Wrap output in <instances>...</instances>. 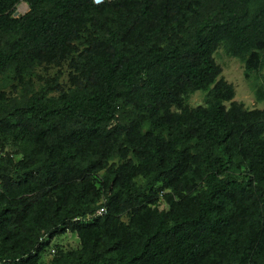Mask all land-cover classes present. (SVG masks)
<instances>
[{
  "label": "trees",
  "instance_id": "16d2710c",
  "mask_svg": "<svg viewBox=\"0 0 264 264\" xmlns=\"http://www.w3.org/2000/svg\"><path fill=\"white\" fill-rule=\"evenodd\" d=\"M220 47L264 68V0H0V76L70 70L66 90L0 92L20 156L0 166V264L66 233L80 248L50 264H264V88L262 109L234 102Z\"/></svg>",
  "mask_w": 264,
  "mask_h": 264
},
{
  "label": "rangeland",
  "instance_id": "374dc122",
  "mask_svg": "<svg viewBox=\"0 0 264 264\" xmlns=\"http://www.w3.org/2000/svg\"><path fill=\"white\" fill-rule=\"evenodd\" d=\"M15 11L23 15L28 11V6L25 2H22L16 7ZM214 60L221 68L219 78H222L234 89L233 101L243 104L249 110L262 109L263 103L256 100L255 93L258 87L263 86L264 88V68L256 76L246 79L243 62L231 57L224 47H220L215 52ZM69 76L70 70L67 63L62 64L60 67H37L26 75L22 82H19L14 77L13 72L10 71L0 76V92L5 94L7 103L13 100L23 103L33 94L38 93L46 80L57 79L61 87L66 90L69 86ZM206 93L207 91H198L190 95L184 104L189 108L204 105ZM225 106L228 107V104H225ZM7 117V110L0 114V120ZM18 151L16 144L11 141L4 142L2 148L0 147V166L12 170L13 166L20 160V156L15 154ZM78 248H80V244L74 234L66 233L57 236L51 241L49 248L40 256L39 264H50L57 249L65 252Z\"/></svg>",
  "mask_w": 264,
  "mask_h": 264
},
{
  "label": "water",
  "instance_id": "95a60500",
  "mask_svg": "<svg viewBox=\"0 0 264 264\" xmlns=\"http://www.w3.org/2000/svg\"><path fill=\"white\" fill-rule=\"evenodd\" d=\"M95 4H101L104 0H93ZM108 1H114V0H108ZM28 6V4H26ZM14 17H20L21 14L17 11L14 12L13 14Z\"/></svg>",
  "mask_w": 264,
  "mask_h": 264
},
{
  "label": "built area",
  "instance_id": "2783aa9c",
  "mask_svg": "<svg viewBox=\"0 0 264 264\" xmlns=\"http://www.w3.org/2000/svg\"><path fill=\"white\" fill-rule=\"evenodd\" d=\"M104 213V209L103 208H101V209H99L98 211H97V215H102Z\"/></svg>",
  "mask_w": 264,
  "mask_h": 264
}]
</instances>
